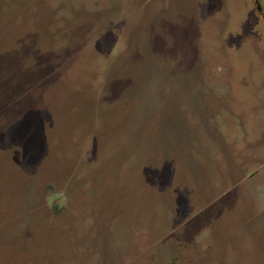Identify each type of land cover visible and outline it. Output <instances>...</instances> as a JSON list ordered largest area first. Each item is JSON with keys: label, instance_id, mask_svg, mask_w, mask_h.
<instances>
[{"label": "rangeland", "instance_id": "obj_1", "mask_svg": "<svg viewBox=\"0 0 264 264\" xmlns=\"http://www.w3.org/2000/svg\"><path fill=\"white\" fill-rule=\"evenodd\" d=\"M0 264H264V0H0Z\"/></svg>", "mask_w": 264, "mask_h": 264}, {"label": "clouds", "instance_id": "obj_2", "mask_svg": "<svg viewBox=\"0 0 264 264\" xmlns=\"http://www.w3.org/2000/svg\"><path fill=\"white\" fill-rule=\"evenodd\" d=\"M59 195V194H58Z\"/></svg>", "mask_w": 264, "mask_h": 264}]
</instances>
